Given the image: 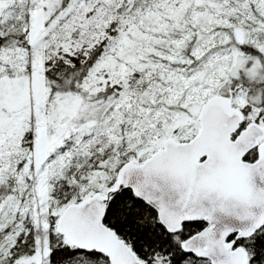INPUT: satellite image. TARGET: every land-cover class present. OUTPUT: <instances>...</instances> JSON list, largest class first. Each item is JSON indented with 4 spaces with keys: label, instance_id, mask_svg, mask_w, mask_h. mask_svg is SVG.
Here are the masks:
<instances>
[{
    "label": "snow or ice",
    "instance_id": "6c2138e0",
    "mask_svg": "<svg viewBox=\"0 0 264 264\" xmlns=\"http://www.w3.org/2000/svg\"><path fill=\"white\" fill-rule=\"evenodd\" d=\"M0 264H264V0H0Z\"/></svg>",
    "mask_w": 264,
    "mask_h": 264
}]
</instances>
